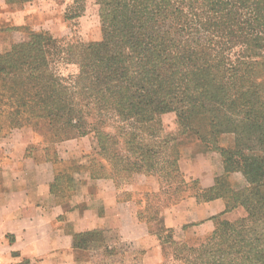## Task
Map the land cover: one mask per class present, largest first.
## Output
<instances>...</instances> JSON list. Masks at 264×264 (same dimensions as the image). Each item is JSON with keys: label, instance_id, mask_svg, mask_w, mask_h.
Instances as JSON below:
<instances>
[{"label": "trees", "instance_id": "obj_1", "mask_svg": "<svg viewBox=\"0 0 264 264\" xmlns=\"http://www.w3.org/2000/svg\"><path fill=\"white\" fill-rule=\"evenodd\" d=\"M94 2L99 41L60 47L47 32H33L0 52V113H28L34 130L41 122L48 126L53 143L91 135L95 152L105 150L100 138L111 139L99 131L110 119L143 124L174 111L201 142L234 133L236 147L249 152L220 149L223 174L216 188L190 180L188 195L224 196L228 208L244 207L247 220L215 217L199 245L171 242L173 256L181 264H264V157L252 147L264 143V0ZM84 4L71 0L68 15H78ZM59 58L76 64L77 73L57 74L52 62ZM129 136L130 143L135 134ZM108 157L109 171L87 168L148 172L144 160ZM177 161L176 155L172 166L182 176ZM234 171L252 185L248 190L221 186L220 178Z\"/></svg>", "mask_w": 264, "mask_h": 264}, {"label": "crops", "instance_id": "obj_2", "mask_svg": "<svg viewBox=\"0 0 264 264\" xmlns=\"http://www.w3.org/2000/svg\"><path fill=\"white\" fill-rule=\"evenodd\" d=\"M13 5L0 0V32L10 18L20 23L22 10ZM1 128L0 264H165L171 242L194 245L212 232L215 217L245 215L216 194L158 199L146 212L139 194L160 191L159 176L91 172L92 136L49 144L36 139L31 124ZM188 149L177 161L180 172L213 191L223 172L220 155Z\"/></svg>", "mask_w": 264, "mask_h": 264}, {"label": "rangeland", "instance_id": "obj_3", "mask_svg": "<svg viewBox=\"0 0 264 264\" xmlns=\"http://www.w3.org/2000/svg\"><path fill=\"white\" fill-rule=\"evenodd\" d=\"M7 1L10 4H14L13 6H16L14 8H20L22 15L18 18L19 24L15 23L13 18H10L5 26L2 27L0 43L3 39L4 46L2 47L1 45L0 52L7 51L12 45L27 40L33 32H47L52 38L56 39V44L60 47L88 44L101 39L98 6L94 0H85L82 11L76 16L68 15L67 9L71 0ZM52 67L57 74L63 77L73 76L78 71L76 64L67 62V60L62 58L54 60ZM31 122L32 119L28 113L20 115L0 113V127H6L12 123L29 125ZM0 131H4L3 128ZM99 131L109 134L108 138L111 139L100 138L103 141V143L100 141V145L101 147L105 146V150L95 152L93 149L86 154V159L93 165V168H98L99 165H102L105 170L109 171L111 168L109 160H112V157H108V155H112L116 158L115 160L120 157L123 160L127 159L128 163L130 158L132 161L144 160L143 163L141 162L142 169L153 172L160 177L159 180L157 179L161 184L160 191H143L139 194V200L143 203L146 212H153L154 207L158 204V199L164 200L165 203H173L179 197L186 196L194 191L192 181L187 179L182 173V176L178 175L176 167L172 166L175 156L177 155L179 159V156L183 155L184 150L187 151L189 150L188 148L194 146L197 150H210L217 152L219 155L220 149L235 150L242 153L249 152L247 148L236 147L235 135L232 132L218 136L216 143L201 142L191 129L177 122V115L174 111L162 113L156 116L153 121L143 124L119 123L110 119ZM132 133L135 134V137L129 143V138H131L129 134ZM35 134L36 139L41 143L53 144L54 142L49 141V137L52 136L48 135V126L42 122L36 127ZM93 141L95 142L94 148H96L97 141L94 138ZM252 147L254 148L253 154H259L264 157V143L253 144ZM235 158H239V156ZM220 159L222 162L221 155ZM262 162L264 163L263 160ZM115 163L117 164L116 161ZM181 178L187 183L181 184ZM220 180L224 189L234 192L240 189L248 190L252 186L248 184L246 177L239 171L228 173ZM261 188L264 190L263 184H261ZM246 218L247 212L245 210L244 216L233 221L243 224L247 220ZM92 236L98 239L102 235L93 234ZM203 241L205 239L193 246H197ZM168 247L169 255L165 264H181L179 257L175 258L173 256L175 245L170 243Z\"/></svg>", "mask_w": 264, "mask_h": 264}]
</instances>
